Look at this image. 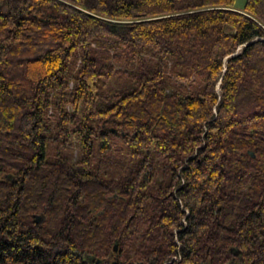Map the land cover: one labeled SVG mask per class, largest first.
Here are the masks:
<instances>
[{
	"label": "trees",
	"instance_id": "1",
	"mask_svg": "<svg viewBox=\"0 0 264 264\" xmlns=\"http://www.w3.org/2000/svg\"><path fill=\"white\" fill-rule=\"evenodd\" d=\"M113 260L264 264V0H0V264Z\"/></svg>",
	"mask_w": 264,
	"mask_h": 264
},
{
	"label": "water",
	"instance_id": "2",
	"mask_svg": "<svg viewBox=\"0 0 264 264\" xmlns=\"http://www.w3.org/2000/svg\"><path fill=\"white\" fill-rule=\"evenodd\" d=\"M250 153H253L252 151H249ZM36 220H40V215H36ZM113 250L116 251L117 250V243H114L113 245ZM231 251L234 255H237L239 253L238 248H236L235 246L231 247ZM90 259H92V255L88 256ZM85 258H87V255H85ZM113 264H116V260H113Z\"/></svg>",
	"mask_w": 264,
	"mask_h": 264
},
{
	"label": "rangeland",
	"instance_id": "3",
	"mask_svg": "<svg viewBox=\"0 0 264 264\" xmlns=\"http://www.w3.org/2000/svg\"><path fill=\"white\" fill-rule=\"evenodd\" d=\"M244 2H245V0H234V6L236 8L241 9V8H243ZM38 215H40V214H38Z\"/></svg>",
	"mask_w": 264,
	"mask_h": 264
},
{
	"label": "flooded vegetation",
	"instance_id": "4",
	"mask_svg": "<svg viewBox=\"0 0 264 264\" xmlns=\"http://www.w3.org/2000/svg\"><path fill=\"white\" fill-rule=\"evenodd\" d=\"M40 219H41V217H40Z\"/></svg>",
	"mask_w": 264,
	"mask_h": 264
}]
</instances>
